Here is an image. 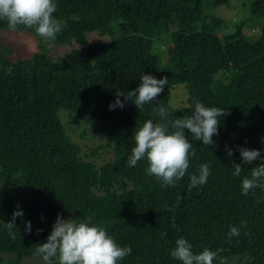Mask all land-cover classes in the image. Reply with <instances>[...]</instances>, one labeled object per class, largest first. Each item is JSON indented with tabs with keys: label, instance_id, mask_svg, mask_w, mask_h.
I'll use <instances>...</instances> for the list:
<instances>
[{
	"label": "trees",
	"instance_id": "16d2710c",
	"mask_svg": "<svg viewBox=\"0 0 264 264\" xmlns=\"http://www.w3.org/2000/svg\"><path fill=\"white\" fill-rule=\"evenodd\" d=\"M235 1L240 17L229 24L213 10L233 0H55L54 16L65 22L55 41L19 26L35 50L13 58L0 38V264L5 255L12 264L42 259L35 249L47 242L58 214L103 226L118 245L130 246L119 264H181L171 256L180 237L196 254L219 250L213 264H264V188L244 195L241 187L264 159L244 165L238 150H260L264 158V0ZM8 30L0 20V32ZM90 33L107 39L85 47ZM165 40L174 53L161 48ZM54 47L67 51L53 55ZM143 74L168 78L158 101L140 110L120 97L124 107L110 110L116 94L135 90ZM177 84L186 97L173 106ZM198 101L228 114L214 145L185 130L195 156L180 182L162 187L147 174L146 159L127 165L145 121L170 127ZM70 123L105 138L112 157L100 164L88 158ZM201 164L211 175L189 191ZM233 164L244 169L238 177ZM14 211L23 215L9 230ZM232 227L239 235L229 238Z\"/></svg>",
	"mask_w": 264,
	"mask_h": 264
},
{
	"label": "clouds",
	"instance_id": "9594fccd",
	"mask_svg": "<svg viewBox=\"0 0 264 264\" xmlns=\"http://www.w3.org/2000/svg\"><path fill=\"white\" fill-rule=\"evenodd\" d=\"M56 11L55 0H0V20L6 21L10 29L16 30L19 26L34 29L38 37L47 41H55L57 34L65 27V22L54 16ZM140 80L142 82L135 90L128 91L126 95L117 93V98L109 105V109L114 110L117 107L122 109L124 101L131 100L141 110L145 104L158 101L157 98L168 82L167 77L157 79L153 75L145 74ZM120 97H124V101ZM158 114L162 119H167L168 112L165 107L159 106ZM226 114L227 111L221 107H206L198 101L191 115L170 122L172 130L168 122L145 121L135 133V146L126 161L127 165L135 167L139 161L146 159L148 162L146 172L149 176L154 175L161 182L162 187L175 186L187 174L190 155L195 156L193 145L185 135V130L194 137V140L202 141L203 145H214L213 136L219 134L220 118ZM238 150L244 165H251L253 161L264 159L260 150L244 147H238ZM228 155L232 156L230 149ZM233 168V175L237 177L244 170L240 164H233ZM210 175L209 165L201 164L199 174L189 177V191L206 184ZM241 187L244 195L257 187L264 188V163L251 168L250 178L245 176ZM22 215V211L13 212L12 221L6 224L9 230L15 227V219ZM25 223L26 231L30 232L31 222ZM12 235L15 238V234ZM228 235L229 238L238 236L239 229L232 227ZM218 251L205 248L196 254L189 241L180 237L175 241L171 256L181 264H213ZM131 252L130 246L118 245L105 227L90 225L89 222L77 223L74 219L65 220L59 214L47 237V242L37 244L35 249V255L41 257L44 264H54V262L55 264H119V261Z\"/></svg>",
	"mask_w": 264,
	"mask_h": 264
},
{
	"label": "rangeland",
	"instance_id": "374dc122",
	"mask_svg": "<svg viewBox=\"0 0 264 264\" xmlns=\"http://www.w3.org/2000/svg\"><path fill=\"white\" fill-rule=\"evenodd\" d=\"M213 11L216 16L222 18L229 24L237 22L240 17L239 7L235 0H233L230 5L216 6ZM0 38L4 44H8L9 47H11L13 58H27L32 55L35 50V40L28 32L10 29L8 31H1ZM106 39V37H101L96 33H90L88 34V44H86L85 47L94 43L106 41ZM160 46L167 53L172 54L175 52V48L170 40L162 41ZM66 49V47H54V52L52 54H62ZM185 97L184 85L177 84L171 90L170 102H172L171 104L173 106H178V104L184 101ZM64 120H66V118H64ZM84 128L87 132L85 135L81 132V128L77 127L74 123H70L67 127L73 139L80 144L82 153H86L89 156L88 158L94 160L97 164L109 160L112 157V152L111 147L107 145L106 139L94 136L87 125H84ZM10 258V255H5L3 264H12L9 262ZM22 264H44V261L42 259L27 258L23 260Z\"/></svg>",
	"mask_w": 264,
	"mask_h": 264
}]
</instances>
